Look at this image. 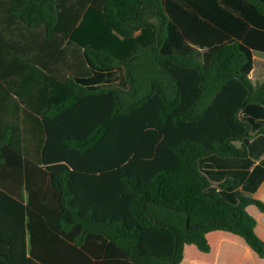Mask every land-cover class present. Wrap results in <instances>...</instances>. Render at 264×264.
<instances>
[{
    "label": "trees",
    "instance_id": "16d2710c",
    "mask_svg": "<svg viewBox=\"0 0 264 264\" xmlns=\"http://www.w3.org/2000/svg\"><path fill=\"white\" fill-rule=\"evenodd\" d=\"M252 51L264 0H0V264H182L216 232L264 258V202L201 166L264 135Z\"/></svg>",
    "mask_w": 264,
    "mask_h": 264
},
{
    "label": "crops",
    "instance_id": "0c3cea01",
    "mask_svg": "<svg viewBox=\"0 0 264 264\" xmlns=\"http://www.w3.org/2000/svg\"><path fill=\"white\" fill-rule=\"evenodd\" d=\"M252 57L253 69L249 76L257 83L264 80V76L261 77L264 52L252 51ZM245 116L251 117L257 123L264 122L263 116H252L250 113ZM246 145L248 150L246 159H206L201 166L205 173L212 176V186L218 191L221 190L220 183L228 177L232 181L231 186L235 181L239 180V190L244 195L264 202V135H258L257 130L253 129L252 137L246 141ZM231 186L228 189H222L221 193L228 200H236L235 190H231ZM49 188V180L47 178L43 186V194ZM248 211L257 219L258 224L255 230L264 240V213L259 212L254 206H250ZM216 233H218L216 236L219 239L216 246L212 245L210 254H213L214 260L209 262L210 264H264V258L259 257L241 238L230 234L224 235L221 232ZM6 234L9 239V229H7ZM219 236L228 240H221L222 238ZM25 241L29 251L30 237L28 233ZM13 262L14 259L12 258V264ZM4 264H9V258L4 261Z\"/></svg>",
    "mask_w": 264,
    "mask_h": 264
},
{
    "label": "rangeland",
    "instance_id": "374dc122",
    "mask_svg": "<svg viewBox=\"0 0 264 264\" xmlns=\"http://www.w3.org/2000/svg\"><path fill=\"white\" fill-rule=\"evenodd\" d=\"M204 62V60H203ZM262 63V62H261ZM261 69V68H260ZM262 73L261 77L264 76V63L262 64ZM252 84H256L255 80L252 79L249 75L244 74ZM112 85H117L123 87L125 85V74L123 69H118L114 72V75L110 78ZM235 198V197H234ZM236 201V200H235ZM216 234H212L210 237V242L213 246H216L217 241L219 238H217ZM224 235H228L226 233H222ZM221 237V236H219ZM221 240H228L227 238L221 237ZM241 240V239H240ZM214 260L213 254H203L199 252L195 247L193 246H187L185 249V259L182 262V264H210L209 262Z\"/></svg>",
    "mask_w": 264,
    "mask_h": 264
}]
</instances>
